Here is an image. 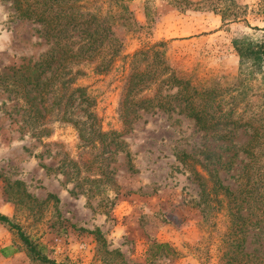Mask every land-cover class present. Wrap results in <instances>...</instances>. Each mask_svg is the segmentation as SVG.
Here are the masks:
<instances>
[{
    "label": "rangeland",
    "instance_id": "obj_1",
    "mask_svg": "<svg viewBox=\"0 0 264 264\" xmlns=\"http://www.w3.org/2000/svg\"><path fill=\"white\" fill-rule=\"evenodd\" d=\"M13 2L0 0V214L20 226L47 261L33 259L18 233L0 222V264H229L223 243L228 210L204 166L220 156L226 164L234 154L229 146L246 144L248 132L220 139L180 109L133 112L125 125L119 102L131 57L161 43L178 77L220 91L239 87L244 77L235 42L264 45V0L85 1L90 10L100 7L121 53L102 74L79 65L75 70L85 76L75 87L88 88L103 131L123 134L126 144L104 158L110 178L100 185L81 182V188L80 176H70L69 162L81 155L73 126L52 125L48 138H36L24 123L19 84L2 79L58 54L45 27L19 18ZM72 34V41L85 42L81 32ZM244 80L264 91V70ZM182 152L192 156L190 168L177 159ZM90 161H84L88 168ZM247 162L241 153L230 169L210 170L216 167L219 179L236 190ZM97 166L82 167V177L96 175ZM191 169L204 179L206 193ZM257 233L250 230L249 253L261 246Z\"/></svg>",
    "mask_w": 264,
    "mask_h": 264
},
{
    "label": "trees",
    "instance_id": "obj_2",
    "mask_svg": "<svg viewBox=\"0 0 264 264\" xmlns=\"http://www.w3.org/2000/svg\"><path fill=\"white\" fill-rule=\"evenodd\" d=\"M85 1L14 0L19 18L42 24L47 30L45 37L55 40L61 56L58 59L55 52L40 63L24 66L11 78L9 75L2 77L19 84L15 89L24 104L21 108L24 123L36 138H48L56 124L73 126L81 150L80 159L69 162L71 179L80 176L76 188H81V182L83 185L87 181L100 185L104 178H110L111 173L107 172L110 166L103 165L107 160L104 158L108 153L116 156L119 151H124L126 144L123 134L103 131L94 112L95 103L88 96V88L75 87L79 76H85L82 70H75L79 65L91 64L102 74L121 53L112 26L106 17L101 16L100 7L90 10ZM73 32H81L85 42L72 41ZM235 49L244 78L239 87L222 91L178 77L167 62L164 43L139 50L130 60L119 114L128 125L132 122L129 117L133 112L171 113L180 109V114L193 119L199 130L220 134V139L231 140L232 131L248 132L246 144L229 146L228 150H234V154L226 164L222 166L223 157L220 156L204 168L215 178L214 192H220L228 210L229 226L223 243L228 249L229 264H264V91L261 94L255 92L244 80L264 70V45L237 41ZM58 61L59 65L54 67ZM49 72L51 75L46 77ZM18 75L21 81L17 79ZM4 89L11 92L6 86ZM252 90L255 94H250ZM77 111L81 113L77 114ZM241 153L248 162L239 174L240 186L233 190L219 179V170L216 167L210 170V167L230 169ZM127 157L131 158L130 153ZM177 159L190 168L191 155L182 152ZM85 160H91L90 168ZM95 164H99L95 169L97 174L82 177V167L92 171ZM191 171L200 181L202 193H206L204 179L195 169ZM0 222L18 233L33 259L47 261L20 226L2 214ZM252 228L258 229L257 242H262L260 248L249 253L245 246ZM3 255L7 256L5 250Z\"/></svg>",
    "mask_w": 264,
    "mask_h": 264
}]
</instances>
